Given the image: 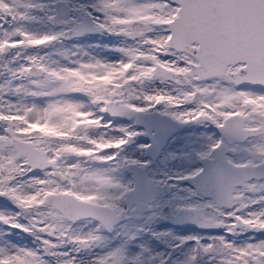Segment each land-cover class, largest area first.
I'll use <instances>...</instances> for the list:
<instances>
[{
	"label": "snow or ice",
	"instance_id": "obj_1",
	"mask_svg": "<svg viewBox=\"0 0 264 264\" xmlns=\"http://www.w3.org/2000/svg\"><path fill=\"white\" fill-rule=\"evenodd\" d=\"M169 122L220 135L150 176ZM0 207V264H264V0H0Z\"/></svg>",
	"mask_w": 264,
	"mask_h": 264
},
{
	"label": "rangeland",
	"instance_id": "obj_2",
	"mask_svg": "<svg viewBox=\"0 0 264 264\" xmlns=\"http://www.w3.org/2000/svg\"><path fill=\"white\" fill-rule=\"evenodd\" d=\"M76 41H69L67 42L66 46H70L72 43H75ZM79 43L82 44H92V43H99L101 45L104 44H118L119 40L117 38H113L110 36H100V35H91L82 38ZM91 51L94 55L100 56V57H106L109 59L116 58V54L110 53L109 51L105 50L103 47L101 48H90L88 49ZM126 124H131L132 121H123ZM138 128H142L141 126H136ZM210 126L201 124V125H190V126H184L182 125L181 129L173 133L169 139L168 142L165 144L164 148L162 149V160L160 162L165 163L169 165L170 167L177 165L178 168L182 167H190L192 166L191 164H188L186 159L183 156H177L178 159H173V160H178L177 162L175 161L174 163L169 162V154H179V153H186L190 152V150L195 147L199 148L203 143H204V138L208 135H214L212 129H210ZM142 142H147L146 140H142ZM187 164V165H186ZM159 169L162 168L161 165H158ZM170 167L168 169H170ZM176 171V166L175 170ZM151 175H156L155 172L150 173ZM8 210L15 211V209L9 207L7 205ZM0 210H3L2 207H0ZM2 227V226H0ZM15 233L17 230H14ZM14 233V236L16 235ZM13 240V237H11ZM14 241V240H13ZM133 251H136L135 248L132 249Z\"/></svg>",
	"mask_w": 264,
	"mask_h": 264
},
{
	"label": "flooded vegetation",
	"instance_id": "obj_3",
	"mask_svg": "<svg viewBox=\"0 0 264 264\" xmlns=\"http://www.w3.org/2000/svg\"><path fill=\"white\" fill-rule=\"evenodd\" d=\"M210 126L213 131V134L215 136H219V132L217 131V129H215L214 126L212 125H207ZM171 141V139H169ZM164 148V147H163ZM162 148V149H163ZM162 149L159 151L158 155L154 158V163L152 165L151 170L148 171V175L151 176L150 173L155 172L157 176H159L160 174H162L163 172H168L169 174H172L175 170V166H176V171L175 172H180V171H187L189 167H182V168H178L177 165H174L172 167H170L169 165L160 162V160H162ZM178 159V158H176ZM188 159H186L187 161ZM177 162L178 160H173L169 158V162L170 163H174ZM188 164H191L192 166L197 165L199 162L193 160H188L187 161ZM158 165H161L162 168L159 169ZM187 165V164H186ZM170 167V169H168ZM177 193V189H172V190H161L158 193L157 199L160 200L161 202H166L168 200H170L173 195H175ZM179 223V224H176ZM184 223L182 222H176L172 219V213H171V208L169 206H167L165 204V206L163 207V216L153 225V230L157 231V232H166V231H170L175 235H179V236H183V235H188V234H200V235H205V234H211V233H216L219 234L222 232V230L216 229V230H204V229H200L197 226H185L183 225ZM191 225H195L190 223ZM245 236H240V237H236L235 240L237 243H240L243 239H245ZM170 240V238H167ZM13 240L14 242H19V243H31V238L27 235V234H20V235H15L13 236ZM148 243L150 244V246H152L154 248L155 251H166L165 245L160 243L159 241L152 239L150 241H148Z\"/></svg>",
	"mask_w": 264,
	"mask_h": 264
},
{
	"label": "water",
	"instance_id": "obj_4",
	"mask_svg": "<svg viewBox=\"0 0 264 264\" xmlns=\"http://www.w3.org/2000/svg\"><path fill=\"white\" fill-rule=\"evenodd\" d=\"M169 123H170V126H171V132H170V134H172L173 132L177 131L180 128V126H181L179 124H176L175 122H169ZM141 126L144 127L143 124H141ZM142 138L148 139L147 137H142ZM176 224H179V223H176ZM183 225H185V226H194V227L196 226V225H191L190 223H184Z\"/></svg>",
	"mask_w": 264,
	"mask_h": 264
}]
</instances>
